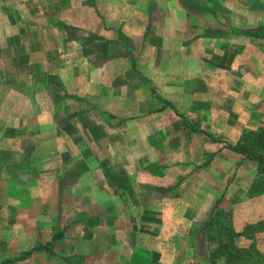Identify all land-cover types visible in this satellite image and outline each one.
I'll list each match as a JSON object with an SVG mask.
<instances>
[{"label": "crops", "instance_id": "obj_1", "mask_svg": "<svg viewBox=\"0 0 264 264\" xmlns=\"http://www.w3.org/2000/svg\"><path fill=\"white\" fill-rule=\"evenodd\" d=\"M255 1L0 0V258L174 262L217 203L215 143L264 128ZM258 192L232 211L239 244Z\"/></svg>", "mask_w": 264, "mask_h": 264}, {"label": "rangeland", "instance_id": "obj_2", "mask_svg": "<svg viewBox=\"0 0 264 264\" xmlns=\"http://www.w3.org/2000/svg\"><path fill=\"white\" fill-rule=\"evenodd\" d=\"M249 4L250 2L247 3V5ZM252 5L255 9L264 11V0H256L255 3L250 4V6ZM261 30L264 33V27ZM255 118L256 116L245 113L230 115L231 121L241 120V122L246 123L255 120ZM217 123L221 125L220 122ZM261 127H264V124H261ZM238 133H240L238 136L240 144L230 146V152L225 150V146L221 147L216 143L214 145L215 154H224L223 157L220 156L218 160L214 161L209 175V179L213 181L211 185L218 192L213 195L215 197L219 196L216 200L217 203L213 205V208H218L220 213L216 219L217 224L207 228V232L210 233L209 236L204 235V223L212 213L210 212L203 222L198 223L190 231L185 233L186 229H184L180 243L181 248L174 258V262L170 263V259L165 257L161 261L163 264H264V252L260 247L261 243L264 242V215L257 224L245 228L241 236L246 239H243L240 244L236 237L232 238L231 232L235 233V230L229 225L233 209L243 207L241 203L245 201L248 212L256 210L261 207V200L250 201L246 198L252 199L257 196L259 190L264 192V162H260L264 161V128L258 130L248 128L242 131L230 130L229 138L234 139L233 137H236ZM195 142L197 143L195 147L196 154L199 157L205 146L199 141ZM241 152L247 154V156L242 158L241 155L243 154ZM237 156L240 158H237ZM179 171H181L180 168ZM182 171L193 172V168L185 165ZM252 179L255 182L253 181L252 190L249 194L241 193L245 188L243 186L245 182L249 185L248 183ZM227 181L228 187L226 189ZM200 194L201 192L198 195ZM191 195L193 197V194ZM8 260L10 259L0 258V264ZM25 263L33 264V259L31 261L29 259Z\"/></svg>", "mask_w": 264, "mask_h": 264}, {"label": "trees", "instance_id": "obj_3", "mask_svg": "<svg viewBox=\"0 0 264 264\" xmlns=\"http://www.w3.org/2000/svg\"><path fill=\"white\" fill-rule=\"evenodd\" d=\"M261 163L262 162H264V161H260ZM219 211H218V208H216V209H214L213 211H212V213L210 214V216H209V218H208V220L204 223V229H203V231H204V235L206 234L207 236H209L210 235V233L209 232H207V228L209 227V228H211L213 225H215V224H217L216 223V219L219 217ZM231 235H232V238L234 237H238L239 235L237 234V233H234V232H231ZM10 262H12V261H7V262H5V263H3V264H8V263H10Z\"/></svg>", "mask_w": 264, "mask_h": 264}]
</instances>
